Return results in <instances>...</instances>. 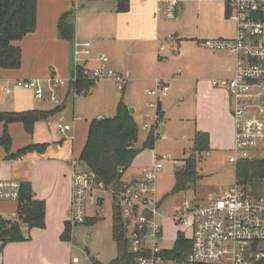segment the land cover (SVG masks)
<instances>
[{"label":"built area","instance_id":"built-area-1","mask_svg":"<svg viewBox=\"0 0 264 264\" xmlns=\"http://www.w3.org/2000/svg\"><path fill=\"white\" fill-rule=\"evenodd\" d=\"M188 2L222 3L226 17L235 26L233 36L207 39L202 45L235 58L234 75L226 81L214 80L213 85H223L228 91L234 123V154L230 162L236 166L245 159L256 158L254 155L264 150V0H156L155 18L175 20L179 9ZM92 48L90 40H75L73 76L64 79L51 74L47 80L52 101L59 100L56 88L70 85L80 76L95 84L102 80L114 81L121 91L126 88L128 79L109 65V56L93 57ZM160 51H165L164 45L159 46ZM161 57L166 59L167 56ZM90 61L97 64L91 67ZM14 84L32 89L38 99H45L44 86L38 79H18ZM168 92L169 85L156 78L155 85L147 91L154 99L149 105L157 108V102ZM162 119L156 111L152 127L157 130ZM57 127L61 133L72 128L64 122ZM152 127L148 122L144 124L146 130ZM162 167V157L156 155L154 164L134 181L123 180L119 189L102 190L83 161L72 158L68 166L72 182L70 222L85 223L88 206L98 205L99 193L107 192L127 224L129 247L136 254L134 264H254L264 258V193L236 179L220 195L210 196L204 203L186 201L168 216L160 211L162 199L157 179ZM20 187L17 180L0 179V200L17 201ZM167 221L178 229L172 238L166 233ZM180 236L184 243H178ZM178 244L179 249L181 245L184 250L181 259L169 254L178 249Z\"/></svg>","mask_w":264,"mask_h":264},{"label":"crops","instance_id":"crops-1","mask_svg":"<svg viewBox=\"0 0 264 264\" xmlns=\"http://www.w3.org/2000/svg\"><path fill=\"white\" fill-rule=\"evenodd\" d=\"M191 3L196 5L194 8L197 12V18L202 21V26L198 30L201 35L197 37L199 44L202 45V42L207 39L231 37V35L225 34L223 30L225 21H229V19L226 17L225 7L222 3ZM186 6L185 3L179 9L176 19L186 20L190 14V8H186ZM155 8L156 0H131V7L125 13L117 11V4L114 0H95L84 4L78 0H37L35 30L15 42V45L19 46L22 51L21 67L18 69L0 68V111L20 112L31 109L52 110L55 108L58 111L48 119L37 121L32 134H29L20 122H13L8 125L12 138V153L18 152L19 149L30 144L47 143L48 147L43 152L28 151L20 157H8L0 144V156L2 158L0 160V179L6 178L17 180L20 183H31L34 197L46 201V227L29 228L27 224H24L22 230L27 239L9 242L2 249L0 244V264H63V262L57 261V251L60 248L63 250L66 244L70 245V241L63 242L61 238L65 223L70 221L72 216V182L68 166L72 158H80L89 132V124L83 122L81 115H76L74 99L79 94L71 93L70 85L61 87V95L58 97L60 100L54 103L50 94L45 96V99L40 100L35 96L32 89L15 86V80L38 79L41 84H46L51 74L70 79L74 74L73 46L75 40H90L93 43V57L106 54L110 58L109 65L120 71L128 79L125 88L127 101L128 91L132 93L136 82L145 81L150 87L152 84L155 85L156 78H159L170 87V79L164 78L165 73H161L159 67L161 56L166 55L168 58L165 52H159V46L164 43L162 38L167 33L160 29V21L162 20L155 18ZM73 9L75 12L71 20L75 23L76 34L73 41H68L60 37L58 24L60 17ZM125 45H130V50L134 48V53L131 55L134 62L127 68H123L114 61V58L117 57L116 54ZM218 52L234 61L233 66L227 68L230 75L223 80H217L222 82L234 75L235 58L227 52ZM96 64L97 61L89 62L91 67ZM151 66H154L156 71L154 76L146 75L143 79L135 77L136 71L149 70ZM179 71L181 73L180 68ZM213 86L217 93L226 90L228 95L225 86ZM93 87L85 94H88ZM227 97L229 99V95ZM128 105L135 108L133 114L136 118L139 107L132 105L131 101ZM161 109L163 112L161 125H163L162 101ZM222 113L223 119H225L227 115L223 111ZM222 113L220 112L219 115ZM230 118L232 123V115ZM217 119L219 120L218 117ZM60 122L71 124V130L61 134L57 127ZM0 124L4 128V124L2 122ZM203 130L206 129L203 128ZM203 130L196 131L195 135ZM232 135L234 136L233 124ZM209 138L210 150L223 147L212 136ZM141 175L142 172L131 175L125 173L123 180L131 182ZM100 200L102 203L100 201L98 205L90 204L88 206V217L95 216L89 212L93 210L94 206L97 208V206L104 204V198L101 197ZM95 211L98 213V209ZM0 215L7 220H16L17 201L7 205L0 202ZM74 258L73 262L77 263L78 261H74Z\"/></svg>","mask_w":264,"mask_h":264},{"label":"rangeland","instance_id":"rangeland-1","mask_svg":"<svg viewBox=\"0 0 264 264\" xmlns=\"http://www.w3.org/2000/svg\"><path fill=\"white\" fill-rule=\"evenodd\" d=\"M186 4V8H190V14L186 20L160 21V29L167 33L162 40L165 46L164 52L168 58H161L159 67L161 73H165L164 78L170 79V92L167 96L161 97L164 124L154 130L159 133L154 147L143 149L126 171L128 175L140 174L154 164L156 154L162 157L163 167L158 174L157 186L162 199L160 211L168 216H172L175 207L186 201L195 200L204 203L210 196L220 195L228 185L236 180L235 165L230 162V157L234 154V136L232 135V124L234 132V123L233 119L231 123L230 118V102L226 90L217 93L212 85V81L223 80L230 75L228 69L233 66L234 61L232 58L198 43L197 37L201 35L198 30L202 26V21L197 18L194 8L196 5L191 2ZM234 27L233 21H225L224 33L233 36ZM179 43L181 44L179 45ZM133 51L134 48L130 50V45H125L116 54L117 57L114 58V61L123 68H127L134 62L133 56H131ZM179 68L181 73H179ZM155 73L154 66H151L149 70L136 71L135 77L143 79L144 76H154ZM172 76L173 79H171ZM148 85L145 81L136 82L132 93L128 91V101L126 99L127 103L131 101L132 105L139 107L135 118L139 137L135 145L140 148L150 131L144 128V124L148 122L152 127L155 123L156 107L149 105L150 100L154 99L147 95V91L154 84L150 87ZM43 86L44 95H49L50 90L46 84ZM96 86L88 94H79L74 99L76 115H81L83 122H87L89 126L94 118L115 115L122 92L111 80H102ZM61 87L56 88L58 97L61 95ZM69 90L71 93H75L71 86ZM222 111L227 115V121L226 118L223 119ZM220 112L222 115H219ZM2 128L3 126L0 124V133ZM198 130H203L202 133H207L209 137L215 138L223 147L202 154L198 161L201 179L187 189L173 193L175 171L185 164V160L190 154L194 153V137ZM254 156L264 158V150L258 151ZM256 189L259 193H264V180L257 183ZM100 196L104 198V204L97 208L94 206L93 210L90 209L89 212L96 215L97 211L95 210L98 209L97 214H103L104 218L95 224H72L71 239H63V242L70 241V245L66 244L63 250L60 248L57 251V261L63 262V264H94V261L107 264L117 256V243L112 235L111 195L107 192H100ZM0 202L7 205L16 202V200H0ZM165 224L167 235L171 238L174 237L178 229L170 221ZM162 245H165V242H162ZM167 246L169 245L167 244ZM99 254L100 257H98ZM74 257L78 259L77 263L73 262Z\"/></svg>","mask_w":264,"mask_h":264},{"label":"trees","instance_id":"trees-1","mask_svg":"<svg viewBox=\"0 0 264 264\" xmlns=\"http://www.w3.org/2000/svg\"><path fill=\"white\" fill-rule=\"evenodd\" d=\"M82 4L95 0H78ZM117 4V11L125 13L131 7V0H114ZM75 9L64 13L59 20L58 30L60 37L64 40L73 41L76 34L75 23L71 20ZM37 25V0H0V68L18 69L22 65L21 48L15 45L26 34L35 30ZM96 84L88 78L80 76L70 84L76 94H85ZM58 111L31 109L26 111H0V122L4 124L0 144L5 149L8 157H20L28 151L43 152L47 149V143L30 144L11 152L12 138L8 125L13 122H20L26 131L32 134L35 123L39 120L48 119ZM157 114L162 117L161 100L157 102ZM153 127L146 136L142 148L137 147L139 130L134 114L125 98V89L117 104L116 113L113 117L94 118L89 126L88 137L82 150L80 160L83 161L86 169L93 176L98 188L108 190L111 187L119 189L123 177L135 157L143 149L154 147L159 133ZM194 153L190 154L185 164L175 171V184L172 192L177 193L196 184L201 175L198 171V161L202 154L210 150V138L207 133L198 132L194 138ZM122 170V172L120 171ZM236 179L250 184L256 189L257 183L264 180V158L245 159L235 166ZM101 197L99 196V202ZM113 225L112 235L117 243L118 254L107 264H133L136 257L130 247L127 237L128 227L115 201L112 203ZM46 201L34 197L31 183H21L19 198L17 200V219L7 220L0 215V244L1 249L9 242L24 241L25 237L22 226L27 224L29 228L46 227ZM104 216L96 214L87 217L85 223L95 224ZM70 221L65 223L62 239H71ZM184 243L183 236H180L178 243ZM182 248V249H181ZM188 249V247H187ZM190 249V245H189ZM176 258L184 257L183 247L178 244V249L169 252ZM94 264H103L94 261ZM254 264H264V258Z\"/></svg>","mask_w":264,"mask_h":264},{"label":"water","instance_id":"water-1","mask_svg":"<svg viewBox=\"0 0 264 264\" xmlns=\"http://www.w3.org/2000/svg\"><path fill=\"white\" fill-rule=\"evenodd\" d=\"M130 112H131V113H134V112H135V108L132 107V106H130ZM101 203H102V200H101ZM128 244H129V246L131 245L130 242H129ZM88 252H89V250H88ZM133 264H134V261H133Z\"/></svg>","mask_w":264,"mask_h":264}]
</instances>
